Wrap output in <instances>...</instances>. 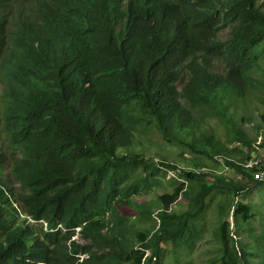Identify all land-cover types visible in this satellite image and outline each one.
Returning a JSON list of instances; mask_svg holds the SVG:
<instances>
[{
  "label": "trees",
  "instance_id": "obj_1",
  "mask_svg": "<svg viewBox=\"0 0 264 264\" xmlns=\"http://www.w3.org/2000/svg\"><path fill=\"white\" fill-rule=\"evenodd\" d=\"M260 104L264 0H0V264H264Z\"/></svg>",
  "mask_w": 264,
  "mask_h": 264
},
{
  "label": "rangeland",
  "instance_id": "obj_2",
  "mask_svg": "<svg viewBox=\"0 0 264 264\" xmlns=\"http://www.w3.org/2000/svg\"><path fill=\"white\" fill-rule=\"evenodd\" d=\"M217 65L219 67L223 66V64L221 63H217ZM181 85L182 82L179 83V89H181ZM257 108H258L257 109L258 117L256 119L260 120L259 116L262 113H264V105L260 104V106H258ZM210 124L217 127L219 133H221L223 137L227 133L225 132L224 127L220 125L219 121L212 119L210 121ZM247 129L253 136H256V130L253 128L252 124H248ZM151 137L154 142V143L149 142L151 153L154 154L160 152L163 156L167 157L170 162L179 164L182 168H190L189 164H191L196 157H199L198 155H195V153L186 146H175L165 143L161 135L155 129L153 130ZM234 146L235 145H232L231 148H233ZM260 157H262V154H260ZM174 176H175V172H171L167 180H162L163 187L161 189H156V193L144 199L145 200L149 199V201L154 202V199H156L157 195H161L165 191L172 192L173 189H172V185H170L169 183V180ZM230 176L232 178L237 179V175L234 172L233 173L231 172ZM246 201L254 206L257 214L260 211L264 213V187L261 189H257V188L253 189L252 192L247 197ZM174 208L176 210H182V209H186V206L185 204H177L176 206H174ZM215 211H216V207L213 206V210H211L208 216V221H207L208 227L206 232L204 233L200 241L197 243L196 248L193 254L191 255V257L186 261H182L181 264H209V260L218 257L219 242L215 235V230L217 228V219H216ZM257 214H256V218L253 220V226L258 231L259 228L264 227V217ZM140 227L142 228L150 227V223L141 224ZM166 264H174V260L172 259L171 256L167 258Z\"/></svg>",
  "mask_w": 264,
  "mask_h": 264
},
{
  "label": "built area",
  "instance_id": "obj_3",
  "mask_svg": "<svg viewBox=\"0 0 264 264\" xmlns=\"http://www.w3.org/2000/svg\"><path fill=\"white\" fill-rule=\"evenodd\" d=\"M263 158V159H261ZM264 161V157H259L258 159H254V160H250L248 163H246L245 167L246 168H254L255 166H259L260 163H262ZM228 169L225 168L224 171H227ZM83 258H80V260H82Z\"/></svg>",
  "mask_w": 264,
  "mask_h": 264
},
{
  "label": "clouds",
  "instance_id": "obj_4",
  "mask_svg": "<svg viewBox=\"0 0 264 264\" xmlns=\"http://www.w3.org/2000/svg\"><path fill=\"white\" fill-rule=\"evenodd\" d=\"M77 232H79V229H77ZM75 239H78V236H76ZM79 258H83V259H85V257H84L83 255L79 256ZM83 259H82V260H83ZM82 260L79 259L80 262H81Z\"/></svg>",
  "mask_w": 264,
  "mask_h": 264
}]
</instances>
